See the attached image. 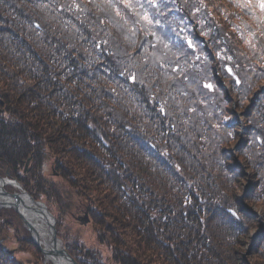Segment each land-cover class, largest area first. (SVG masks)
Listing matches in <instances>:
<instances>
[{
    "label": "trees",
    "instance_id": "1",
    "mask_svg": "<svg viewBox=\"0 0 264 264\" xmlns=\"http://www.w3.org/2000/svg\"><path fill=\"white\" fill-rule=\"evenodd\" d=\"M0 176L80 264H264L259 0H0ZM14 217L0 264H43Z\"/></svg>",
    "mask_w": 264,
    "mask_h": 264
},
{
    "label": "bare ground",
    "instance_id": "2",
    "mask_svg": "<svg viewBox=\"0 0 264 264\" xmlns=\"http://www.w3.org/2000/svg\"><path fill=\"white\" fill-rule=\"evenodd\" d=\"M7 186H13L20 188L16 182H12L8 179L5 181L0 180V188H6ZM0 201L7 203H16L22 211L25 219L32 224L37 231L38 237L41 240L43 247L48 250L52 246V225L53 221L48 210L38 203H35L33 199L26 193H16L14 196H3L0 194ZM57 247V245H56ZM60 248V245L58 246ZM51 257H47L49 259ZM55 264H71L67 259L62 257H53Z\"/></svg>",
    "mask_w": 264,
    "mask_h": 264
},
{
    "label": "rangeland",
    "instance_id": "3",
    "mask_svg": "<svg viewBox=\"0 0 264 264\" xmlns=\"http://www.w3.org/2000/svg\"><path fill=\"white\" fill-rule=\"evenodd\" d=\"M45 171H46L45 172L46 174H51L52 170H51V167H50V161L46 163ZM4 178H8V177L5 176ZM6 189L9 192H11V193H21V189L20 188L18 189V188H15L13 186H7ZM38 201H40V200H38ZM41 202H44V201L41 200ZM44 203L47 205L46 202H44ZM47 207H48V210L53 214V216L55 218L56 229H57L58 222H57V218H56V214H55L56 211L54 212V210L51 209V207L48 206V205H47ZM2 209L4 210V208H2ZM6 209L14 210V209H10V208H6ZM83 209H85V208L76 206V207L72 208L70 211H68L67 212V214H68L67 217L68 218H67L66 222L64 224H62V226H65L67 228L66 224L68 223L73 228L74 233H78L80 236H82L83 240L87 239V241L91 243L92 241H94V235H93L92 227L89 225V223H86V226L81 228L82 223H84V221L82 222L79 218L85 216V214H84L85 210H83ZM14 218H16V217H14ZM16 219H15V222H16V225L19 227L20 232L17 233V232H14L13 230H7V229H5V232H4V236H12L14 238L11 241L6 243L7 247L11 248L12 250L19 249V244L17 243L15 237L17 235H19L20 233H22L23 232L22 228L25 227V225H24V223H23L21 218H20L21 222L19 221L20 219H17V221H16ZM18 221L20 222L21 225L17 224ZM57 236H58V238H60L63 241L64 247H65L64 239L62 237H60L58 234H57ZM30 238H31V235H30ZM65 249H66V247H65ZM100 249L103 251V248L100 247ZM104 253H107V252L105 251ZM16 256L21 258L22 260H24L26 262L28 261L30 263H33V257L34 256H32V255H30L28 253H25V251H23V250L17 251ZM44 263L45 264H55L51 258L46 259V260L44 258L43 264Z\"/></svg>",
    "mask_w": 264,
    "mask_h": 264
},
{
    "label": "water",
    "instance_id": "4",
    "mask_svg": "<svg viewBox=\"0 0 264 264\" xmlns=\"http://www.w3.org/2000/svg\"><path fill=\"white\" fill-rule=\"evenodd\" d=\"M0 180H3L5 181L6 178L0 176ZM20 189H21V192H24L26 194H28L35 203H38L40 205H43L47 210H48V207L47 205L44 203V202H41V201H38L36 199H34L24 188L23 186L18 182V181H15ZM0 194H2L3 196H14L16 193H11L9 192L6 188H0ZM2 208H10V209H14L16 211V213L20 216V218L22 219L25 227L28 229L30 235H31V240L32 242H34L38 247L41 248V251L42 253L44 254L45 256V260L46 258L49 256L51 257V259L53 260V257H62L64 259H67L71 264H80L78 263V261L65 249L64 247V244H63V241L58 238L57 236V229H56V223H55V218L53 216V214L48 210L51 218H52V221H53V225H52V246H51V249H48L46 250L44 247H42V243H41V240L39 239L38 237V234H37V231L34 229V227L32 226V224H30L24 217V215L22 214V211L21 209L19 208V206L16 204V203H7V202H2L0 201V209ZM87 217V221H88V215L86 216ZM85 222V221H84ZM86 223V222H85ZM57 245V247H56ZM60 245V248L58 247ZM54 261V260H53Z\"/></svg>",
    "mask_w": 264,
    "mask_h": 264
},
{
    "label": "flooded vegetation",
    "instance_id": "5",
    "mask_svg": "<svg viewBox=\"0 0 264 264\" xmlns=\"http://www.w3.org/2000/svg\"><path fill=\"white\" fill-rule=\"evenodd\" d=\"M83 210H85V209H83ZM84 214H85V216L79 218L82 222L86 221V219H87V217H86L87 216V212L85 211ZM42 247H43V245H42Z\"/></svg>",
    "mask_w": 264,
    "mask_h": 264
},
{
    "label": "snow or ice",
    "instance_id": "6",
    "mask_svg": "<svg viewBox=\"0 0 264 264\" xmlns=\"http://www.w3.org/2000/svg\"><path fill=\"white\" fill-rule=\"evenodd\" d=\"M259 2L261 10L264 11V0H259Z\"/></svg>",
    "mask_w": 264,
    "mask_h": 264
}]
</instances>
